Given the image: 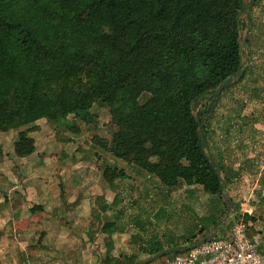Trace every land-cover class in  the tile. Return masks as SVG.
Listing matches in <instances>:
<instances>
[{
	"label": "trees",
	"instance_id": "1",
	"mask_svg": "<svg viewBox=\"0 0 264 264\" xmlns=\"http://www.w3.org/2000/svg\"><path fill=\"white\" fill-rule=\"evenodd\" d=\"M245 12L244 0H0V133L19 131L14 151L26 158L37 149L30 134L40 130L39 121L58 125L74 116L89 123L96 103L108 106L117 131L111 141L96 137L95 143L169 190L198 185L219 196L200 230L212 233L221 208L231 211L230 204L239 214L243 185L206 153V129L194 111L244 70ZM145 93L150 98L142 104ZM117 169L105 171L109 182L126 177ZM2 196L0 191L10 262L21 259V250L12 208ZM155 202L161 206L164 198ZM38 210L43 207L31 208ZM172 247L159 244L149 258ZM188 250L177 248L143 264H166ZM27 253L54 255L38 246ZM105 264L134 263L108 256Z\"/></svg>",
	"mask_w": 264,
	"mask_h": 264
},
{
	"label": "rangeland",
	"instance_id": "2",
	"mask_svg": "<svg viewBox=\"0 0 264 264\" xmlns=\"http://www.w3.org/2000/svg\"><path fill=\"white\" fill-rule=\"evenodd\" d=\"M244 1L243 73L234 77L220 95L201 100L194 114L206 129V153L226 175L242 182L239 214L252 212L246 215L253 219L254 237L264 249V0ZM149 98L145 93L140 101L143 104ZM90 113L93 119L89 123L74 116L58 125L43 120L39 122L40 130L30 134L36 141V160L47 165L42 177L38 170L26 171L28 165L16 156L14 144L19 131L0 133L3 202L11 206L12 191L13 196L25 201L20 203L21 209H26L22 215L30 217L27 209L35 203L28 199V179L29 187H33V180L37 184L41 181L53 198L60 196L57 203L54 199L50 202H54L53 208L58 211L54 216L58 215L61 225L68 227L73 213L80 209L81 226L72 233L75 243L62 251L65 264H105L108 256L124 263L143 264L159 244L185 249L193 235L199 240L229 233L235 216H239L232 205L231 211L221 208L217 213L219 224L214 233H202L220 197L207 194L198 185L182 184L169 190L136 165L117 160L94 141L96 137L111 141L117 131L109 107L96 103ZM108 168L123 170L126 177L109 182L104 175ZM158 196L164 198L161 206L155 202ZM109 224L114 227H107ZM20 226L25 230L26 224ZM42 228L30 225L31 231ZM15 261L23 264V256Z\"/></svg>",
	"mask_w": 264,
	"mask_h": 264
},
{
	"label": "crops",
	"instance_id": "3",
	"mask_svg": "<svg viewBox=\"0 0 264 264\" xmlns=\"http://www.w3.org/2000/svg\"><path fill=\"white\" fill-rule=\"evenodd\" d=\"M39 122L37 123V125H39ZM36 155H37V149L33 155L26 157V158H22V161H25L23 163L28 165V167L25 168L26 171L27 170L29 171L30 169V171L32 170L36 172L38 170L40 176L42 177V174L44 173V169L47 167V165L45 164V162L42 163L41 160L40 161L36 160L35 158ZM25 183L28 185L27 186L28 195L30 196V198L28 199H33L32 201H34L35 203V205H33L32 207L42 206L43 210H38L37 212H33L31 211V208H32L31 207L27 209L28 212L31 213V216L30 217L23 216L22 211H25L26 209L22 210L20 203L21 201L25 202L24 199L16 198L15 196L12 195L13 192L9 191V194H10L9 197L11 201L10 204L13 210L14 233L19 241V245L21 249V256H23V259H24L23 264H65L66 262L62 260V251L63 249L67 247V245H69V243L72 245H74L75 243L74 241L75 236H73L72 233L77 231L78 228H80L81 226L82 220H80L81 218H79V212H78L80 211V209H78L76 212L73 213L74 215L73 220L69 222V223L74 224L73 228L71 229L69 226L65 227L60 224L58 215H55L56 217L54 216V214H57L56 212L58 211L56 210V208H53L54 206L52 203L54 202L52 203L50 202V200L52 201L55 200V203H57L60 199V196L55 195L53 198L48 192V187L45 184H43L41 181H39L38 183L39 185H38L37 182L33 180L31 184L33 185V187H29L28 179H26ZM72 183L73 182H71V184ZM68 186L69 184L67 185V187ZM17 199H19V201H17ZM2 201H3V198H2ZM106 207H109V206H106ZM38 213H40V215H38ZM85 220L86 218L83 221ZM89 222L91 221L89 220ZM31 223L33 225H42L43 228L36 232L31 231L30 230ZM22 224H26L25 230H20L21 229L20 225ZM4 228H5L4 221L0 219V264H3V263L17 264L14 258L10 262L6 261L7 255L9 254V242H8L9 235L7 234L3 235ZM214 228L212 229V233H214V230H215ZM192 240L190 241L188 239L189 245L184 246V247L190 248L192 244L199 243L205 240V238L198 240L195 236V240L193 241ZM29 246H38V247L46 248L50 252H53L54 255L51 257L50 256L29 257L27 253V247Z\"/></svg>",
	"mask_w": 264,
	"mask_h": 264
},
{
	"label": "built area",
	"instance_id": "4",
	"mask_svg": "<svg viewBox=\"0 0 264 264\" xmlns=\"http://www.w3.org/2000/svg\"><path fill=\"white\" fill-rule=\"evenodd\" d=\"M246 213L235 219L228 234L213 235L194 243L186 254L166 261V264H264V249L257 237H251V222Z\"/></svg>",
	"mask_w": 264,
	"mask_h": 264
},
{
	"label": "water",
	"instance_id": "5",
	"mask_svg": "<svg viewBox=\"0 0 264 264\" xmlns=\"http://www.w3.org/2000/svg\"><path fill=\"white\" fill-rule=\"evenodd\" d=\"M242 73H243V70L240 71L238 75L240 76ZM233 78H234V77L229 78V79L225 82V84H224V85H223V86H222V87L216 92L215 95H216V96L220 95V94L224 91V89L227 88V87L232 83ZM198 122H199L200 126L202 127V123L200 122V120H198ZM220 178H221L222 183H225V180L221 177V175H220ZM176 251H177L176 248H169V249H166V250H164V251H162V252H159V253L155 254L154 256L150 257L146 262H151V261H153V260H155V259H158V258H160V257H162V256H164V255H166V254H168V253H173V252H176Z\"/></svg>",
	"mask_w": 264,
	"mask_h": 264
}]
</instances>
